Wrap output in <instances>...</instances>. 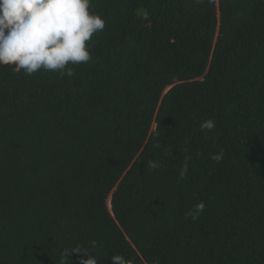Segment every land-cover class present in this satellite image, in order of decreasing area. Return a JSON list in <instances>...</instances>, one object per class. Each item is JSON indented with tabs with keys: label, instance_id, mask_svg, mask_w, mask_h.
<instances>
[{
	"label": "trees",
	"instance_id": "trees-1",
	"mask_svg": "<svg viewBox=\"0 0 264 264\" xmlns=\"http://www.w3.org/2000/svg\"><path fill=\"white\" fill-rule=\"evenodd\" d=\"M91 8L71 77L0 65V264H264V0Z\"/></svg>",
	"mask_w": 264,
	"mask_h": 264
},
{
	"label": "clouds",
	"instance_id": "clouds-1",
	"mask_svg": "<svg viewBox=\"0 0 264 264\" xmlns=\"http://www.w3.org/2000/svg\"><path fill=\"white\" fill-rule=\"evenodd\" d=\"M106 20L91 8V0H0V65L11 66L32 76L39 70L57 72L71 77L75 69L69 65L87 63L91 59L89 48L94 34L104 30ZM201 132H212L216 123L209 118L200 122ZM224 157L221 149L211 156L215 162ZM149 169L160 168V163L149 159ZM188 161L179 172L180 180L186 177ZM203 201L186 213L195 221L205 210ZM96 248V242H91ZM71 252L82 253L81 264H98L94 252L85 247L66 249L60 264H67ZM113 264H135L131 257L122 254L111 256Z\"/></svg>",
	"mask_w": 264,
	"mask_h": 264
}]
</instances>
